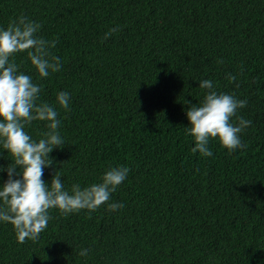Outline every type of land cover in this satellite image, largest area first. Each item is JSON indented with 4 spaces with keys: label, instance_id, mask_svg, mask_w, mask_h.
Returning <instances> with one entry per match:
<instances>
[{
    "label": "trees",
    "instance_id": "trees-1",
    "mask_svg": "<svg viewBox=\"0 0 264 264\" xmlns=\"http://www.w3.org/2000/svg\"><path fill=\"white\" fill-rule=\"evenodd\" d=\"M21 16L62 61L40 78L26 53L12 58L59 113L65 145L42 179L58 172L71 191L130 171L108 202L122 208L51 209L35 242L0 221V264H264V0H0V29ZM203 80L247 101L237 111L252 121L239 134L246 147L211 139L212 156L192 151L186 112L202 103ZM46 125L25 131L39 141ZM10 160L0 146V166ZM7 178L0 171V185Z\"/></svg>",
    "mask_w": 264,
    "mask_h": 264
},
{
    "label": "clouds",
    "instance_id": "clouds-1",
    "mask_svg": "<svg viewBox=\"0 0 264 264\" xmlns=\"http://www.w3.org/2000/svg\"><path fill=\"white\" fill-rule=\"evenodd\" d=\"M40 28L39 24L21 16L10 21L6 29H0V146L11 157L7 168L0 166V171L8 174L7 180L0 185V221L13 226L21 244L39 239L51 219V209L66 216L81 210L96 211L105 204L109 211L122 208V204L108 202L130 171L127 167H113L102 176V182L84 188L75 184L71 191L65 190L58 172L50 184L42 179L44 169L53 165L49 154L65 145L58 131L59 113L47 102L38 103L42 87L34 83L30 75L18 72L19 65L12 59L26 53L40 78L61 70L60 57L50 52L56 41L39 37ZM119 30L118 27L110 29L104 39ZM228 79L232 82L236 77L229 76ZM199 87L207 90L202 103L186 112L191 125L189 135L195 142L192 151L204 157L212 156L208 147L211 139H217L229 152L246 147L239 134L252 121L237 116V111L246 107L247 101L218 93L211 80L201 81ZM56 100L60 108L69 109L67 92H59ZM233 117L238 120V125L232 123ZM32 121L47 122L49 131L39 141L33 140L25 131ZM87 254L88 250L80 252L81 256Z\"/></svg>",
    "mask_w": 264,
    "mask_h": 264
}]
</instances>
